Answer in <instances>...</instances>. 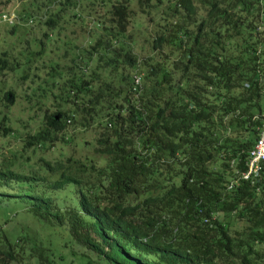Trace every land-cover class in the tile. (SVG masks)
I'll list each match as a JSON object with an SVG mask.
<instances>
[{
    "label": "trees",
    "instance_id": "obj_1",
    "mask_svg": "<svg viewBox=\"0 0 264 264\" xmlns=\"http://www.w3.org/2000/svg\"><path fill=\"white\" fill-rule=\"evenodd\" d=\"M27 1L34 50H0V225L59 237L0 227V264H264V160L240 178L264 111V0Z\"/></svg>",
    "mask_w": 264,
    "mask_h": 264
},
{
    "label": "rangeland",
    "instance_id": "obj_2",
    "mask_svg": "<svg viewBox=\"0 0 264 264\" xmlns=\"http://www.w3.org/2000/svg\"><path fill=\"white\" fill-rule=\"evenodd\" d=\"M55 0H30V8L31 10L36 8V5H41L43 4L45 6H50L52 3H54ZM60 2H64L65 0H58ZM69 1H77V6H81L84 10H85V6L87 4L90 3L91 7L94 6L96 4V2L99 1H103V3L105 4V7H108L109 4L111 3V1L114 0H69ZM28 1L27 0H0V14H7V19L2 18L0 16V50L1 48H4L6 46H8L9 48H13V47H17V46H21V47H25L27 46L28 48V52H31V50L33 49V45L31 44V40L35 39V38H39L40 33L38 32H33L32 30H35V28H33V26H31V32H25L23 29V21L21 19L17 18V15L19 13H21V11L24 9L25 11L28 10L29 7H27ZM32 5V6H31ZM17 18V19H16ZM136 21H139L138 17H135ZM10 21V22H9ZM8 23H13L16 25V30L14 34H7L6 31L9 27H11V24ZM29 25L31 24V22H27ZM140 36H138V39L141 38L143 36L142 34H139ZM46 43H50V42H46ZM141 44L140 40H138V45ZM14 48V49H15ZM143 49L146 51L148 50V46L144 45ZM14 74H16L17 71H14ZM3 84H5L3 82V80H1L0 78V90L3 86ZM31 88H29L30 90ZM9 114L11 115V119H13V123L17 124V126L19 127L20 125L24 124L25 125V131L28 130H33L35 127V121L31 122L30 120H27L28 116H32V112H27V111H18V108L15 106H11L10 107V111ZM13 143L14 139H10ZM76 140V138H73V141ZM73 142H70L69 145H67L66 150L69 152L70 149V145H72ZM12 145V144H10ZM5 203L3 201L0 202V224L2 223L4 217H8L9 215H13L12 210L10 211V209L12 207H14V204L9 202L7 205H4ZM12 212V213H11ZM20 218H22V216L20 215ZM18 220L19 217L18 215L14 216L12 218V220L7 221L5 225H0V227L3 228L4 232L7 234V236L10 239H13L14 237H16L19 232L22 231H28V232H36V231H42V234L46 235L47 238L50 239H58L59 235L56 234H51L49 232H52V230L54 231L53 226H49L48 228H45L44 225H39L37 222H32L30 221L28 225H15L18 224ZM59 264H79V260L77 257H73L70 258L65 256L63 260H60Z\"/></svg>",
    "mask_w": 264,
    "mask_h": 264
},
{
    "label": "built area",
    "instance_id": "obj_3",
    "mask_svg": "<svg viewBox=\"0 0 264 264\" xmlns=\"http://www.w3.org/2000/svg\"><path fill=\"white\" fill-rule=\"evenodd\" d=\"M1 17L5 18L6 16L2 14ZM134 81L137 82V79L134 78ZM262 160H264V111L261 114L260 124L257 127V135L255 137L254 143L252 148L249 150L246 169L240 174V178L248 179L249 177L254 176L259 168L258 164ZM230 186L231 182L229 183L228 187Z\"/></svg>",
    "mask_w": 264,
    "mask_h": 264
}]
</instances>
